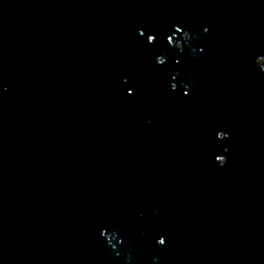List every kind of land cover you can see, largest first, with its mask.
I'll use <instances>...</instances> for the list:
<instances>
[{
    "label": "water",
    "instance_id": "1",
    "mask_svg": "<svg viewBox=\"0 0 264 264\" xmlns=\"http://www.w3.org/2000/svg\"><path fill=\"white\" fill-rule=\"evenodd\" d=\"M260 51L264 0H0V264H264Z\"/></svg>",
    "mask_w": 264,
    "mask_h": 264
},
{
    "label": "snow or ice",
    "instance_id": "2",
    "mask_svg": "<svg viewBox=\"0 0 264 264\" xmlns=\"http://www.w3.org/2000/svg\"><path fill=\"white\" fill-rule=\"evenodd\" d=\"M183 30H184V27L181 25V26L176 27L174 30L170 29V31L164 33V37H166L167 43L169 45H173L174 37H176L177 34L181 33ZM204 32L207 33L208 29L204 28ZM139 36L143 37L142 43L145 46V48H147V49H151V48L156 47V44L158 42H160L162 38H164V37H161V35L156 33V32L147 31V30L139 32ZM254 56L261 57L260 63H264V51L257 52V53L254 54ZM156 63L160 64V65H163L164 61H161V60H159L157 58L156 59ZM176 63L179 64V63H181V61L177 60ZM177 75H179V74H177ZM171 80L177 81V76L176 75H172L171 76ZM186 88H187V83H184V86L181 87V94L184 97H187L189 95V91L186 90ZM172 91L173 92L177 91V84L176 83L172 84ZM126 95L129 96V97L133 96V89L131 87H129L126 90ZM225 133H227V132L224 131V130H216L214 132V138L216 140L227 139L228 133H227V135H225ZM221 137H223V139H221ZM225 151H227V149H225ZM222 156H224V155H215V161H221L222 160ZM223 165L224 164L222 163L220 166H223ZM106 227H107L106 225H100L98 227V231H99V235L100 236H104V231H100V228H106ZM155 242L160 244V245H164L165 244V240L163 238H160L159 240L155 239Z\"/></svg>",
    "mask_w": 264,
    "mask_h": 264
},
{
    "label": "flooded vegetation",
    "instance_id": "3",
    "mask_svg": "<svg viewBox=\"0 0 264 264\" xmlns=\"http://www.w3.org/2000/svg\"><path fill=\"white\" fill-rule=\"evenodd\" d=\"M262 64V66L264 67V63H261Z\"/></svg>",
    "mask_w": 264,
    "mask_h": 264
}]
</instances>
